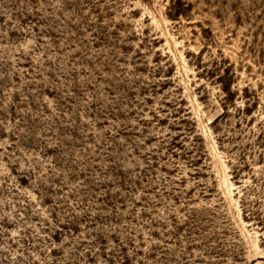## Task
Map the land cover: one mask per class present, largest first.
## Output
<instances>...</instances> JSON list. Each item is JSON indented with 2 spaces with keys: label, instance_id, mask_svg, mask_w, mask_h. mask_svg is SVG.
Segmentation results:
<instances>
[{
  "label": "rangeland",
  "instance_id": "1",
  "mask_svg": "<svg viewBox=\"0 0 264 264\" xmlns=\"http://www.w3.org/2000/svg\"><path fill=\"white\" fill-rule=\"evenodd\" d=\"M0 264H264V0H0Z\"/></svg>",
  "mask_w": 264,
  "mask_h": 264
}]
</instances>
